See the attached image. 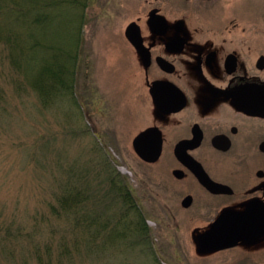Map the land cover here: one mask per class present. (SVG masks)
<instances>
[{
    "label": "rangeland",
    "instance_id": "374dc122",
    "mask_svg": "<svg viewBox=\"0 0 264 264\" xmlns=\"http://www.w3.org/2000/svg\"><path fill=\"white\" fill-rule=\"evenodd\" d=\"M145 1L91 0L74 10L75 17L61 14L57 31L27 35L50 56L56 47L71 46L78 56L71 97L77 104L63 98L43 105L0 52V264H223L230 253L237 254L232 264L237 257L240 264H264V249L244 246L201 261L208 257L197 255L192 232L186 235L192 228L188 214L179 213L178 189L167 191L133 152L131 138L151 110L139 107V88L131 96V69L142 67L125 29L146 13ZM250 2L264 10V0ZM66 20L74 24L67 30ZM29 27L16 29L33 33ZM113 168L141 207L145 235H118V219L126 211L128 220L136 216L110 189ZM70 189L89 195L86 209H62L59 199ZM97 213L114 223L98 235L82 224V217Z\"/></svg>",
    "mask_w": 264,
    "mask_h": 264
},
{
    "label": "flooded vegetation",
    "instance_id": "af4514ba",
    "mask_svg": "<svg viewBox=\"0 0 264 264\" xmlns=\"http://www.w3.org/2000/svg\"><path fill=\"white\" fill-rule=\"evenodd\" d=\"M145 6L131 23L139 27L148 66L125 37L142 67L130 77L151 110L137 134L156 128L149 138H160L162 148L154 162L134 154L167 191L178 189L179 213L188 214L199 256L208 257L201 261L242 246L261 251L264 230L218 249L198 247V237L223 214L236 218L250 207L264 213V10L250 0H146ZM204 174L218 191L205 185ZM231 255L237 254L223 264L233 263Z\"/></svg>",
    "mask_w": 264,
    "mask_h": 264
},
{
    "label": "trees",
    "instance_id": "16d2710c",
    "mask_svg": "<svg viewBox=\"0 0 264 264\" xmlns=\"http://www.w3.org/2000/svg\"><path fill=\"white\" fill-rule=\"evenodd\" d=\"M84 1L86 0H0V52L5 54L15 72L22 73L25 84L39 95L45 106L63 98L77 104L71 97L76 93L78 56L71 53V46L56 47L57 52L52 53V56L48 54L47 48L46 55L40 51L41 42L38 39L30 42L27 35H37L35 31L38 29L41 33L56 30L54 24L60 21L57 19L61 14L67 13L70 18L75 17V9L79 10L81 5L89 6L88 3H91V0ZM67 4L70 6H65ZM68 21L66 20L64 24L65 30L72 27L70 25L73 21L70 24ZM24 24L30 26L29 29L32 28L33 33L16 29ZM71 38L74 40L73 36ZM108 182L111 184L110 189L115 191L130 208L135 206L136 200L132 190L119 172L113 169ZM78 191L70 189L68 193L62 195L59 199L62 209L66 211H70L72 207L86 209L83 203L87 201L89 195L84 191ZM82 224L88 228L93 226L98 235L114 223L109 219H102L97 213L91 218L82 217ZM116 225L123 226L118 233L123 237H126L129 231L147 234L145 225L133 221L127 222L124 215L118 219Z\"/></svg>",
    "mask_w": 264,
    "mask_h": 264
},
{
    "label": "water",
    "instance_id": "95a60500",
    "mask_svg": "<svg viewBox=\"0 0 264 264\" xmlns=\"http://www.w3.org/2000/svg\"><path fill=\"white\" fill-rule=\"evenodd\" d=\"M155 13V12H154ZM126 35L131 43L136 47L139 53L143 56L145 65H149V54L143 44L139 27L135 23L130 24L126 29ZM155 102L158 107H162V101L155 95ZM157 129H148L139 134L133 142L137 154L145 161H156L161 153V139L149 138L153 131ZM154 134V133H153ZM204 179H208L205 174ZM205 185L209 186L213 191H218L220 185L208 181H204ZM191 198L185 199V206L189 205ZM249 211H245L230 218L223 214L213 225V227L198 237L199 243L203 248L218 249L227 246H232L240 241L246 240L253 234L264 230V213L260 208L250 207Z\"/></svg>",
    "mask_w": 264,
    "mask_h": 264
},
{
    "label": "bare ground",
    "instance_id": "6f19581e",
    "mask_svg": "<svg viewBox=\"0 0 264 264\" xmlns=\"http://www.w3.org/2000/svg\"><path fill=\"white\" fill-rule=\"evenodd\" d=\"M121 58V57H120ZM128 79H130V85L132 86V92H131V96L133 97V96H135V91H136V87L134 86V84H135V81H133V79L131 78V77H129ZM157 91H156V88H154L153 89V91H152V93H153V99H154V102H155V95L157 96V97H159L160 98V96H159V94H157L156 93ZM142 98L144 99V101H142L141 102V104L139 105V107H143V106H149L150 107V105H149V102H148V100H147V97L145 96V95H143L142 96ZM161 99V98H160ZM162 101V100H161ZM155 104H156V102H155ZM133 106H135V105H133ZM137 106V105H136ZM158 106V105H157ZM132 107V106H131ZM149 107H146V108H149ZM144 109H146L145 107H143ZM141 110H142V108H140ZM150 109V108H149ZM148 129H156V128H147V129H144L143 131H141L139 134H141L142 132H144V131H146V130H148ZM155 131H153L152 132V134L154 133ZM139 134H137V136L139 135ZM151 134V135H152ZM136 136V137H137ZM135 137V138H136ZM135 150V148L133 149V151ZM136 152V150L134 151V153ZM113 169H115L117 172H119L120 174H121V172L119 171V170H117L116 168H113ZM131 189V188H130ZM136 200V199H135ZM86 202V201H85ZM130 208V207H129ZM131 210H134V214H135V216L136 217H138V220H137V218L135 217V219H131V220H128V218H127V212L128 211H126L125 213H124V218H125V220L127 221V222H131V221H133V222H138V223H140V224H142V222L143 223H145V217L143 216V212H142V210H141V207H140V205L138 204V202H137V200H136V203H135V206L133 205V207L132 208H130ZM137 220V221H136ZM120 226H122V225H120ZM120 226H119V228H120ZM146 227V226H145ZM146 230L148 231V229H147V227H146ZM129 233H138V232H136V231H129L128 232V234ZM128 234H127V236H128ZM187 234H190V232H188L187 231V233H186V235ZM144 235V234H143ZM126 236V237H127ZM147 236V235H146ZM119 237H123V235H119ZM195 244H196V237H195ZM198 242H199V239H198ZM198 247H201V245H200V243H199V245H198ZM200 254H202L200 251H199V248H198V250H197V255H200ZM232 260H234V259H232ZM232 260H231V262H232ZM234 263L235 264H240L239 262H238V260H236L235 259V261H234Z\"/></svg>",
    "mask_w": 264,
    "mask_h": 264
}]
</instances>
